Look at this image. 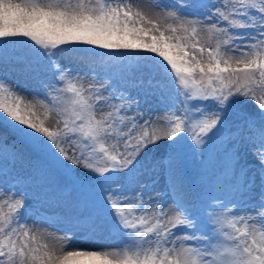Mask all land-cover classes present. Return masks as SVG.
Returning <instances> with one entry per match:
<instances>
[{"label": "snow or ice", "instance_id": "1", "mask_svg": "<svg viewBox=\"0 0 264 264\" xmlns=\"http://www.w3.org/2000/svg\"><path fill=\"white\" fill-rule=\"evenodd\" d=\"M0 176V264H264V0H0Z\"/></svg>", "mask_w": 264, "mask_h": 264}, {"label": "rangeland", "instance_id": "2", "mask_svg": "<svg viewBox=\"0 0 264 264\" xmlns=\"http://www.w3.org/2000/svg\"><path fill=\"white\" fill-rule=\"evenodd\" d=\"M11 79H12L13 82H16V79H17L16 75L13 74ZM21 84L23 85V81L22 80H21ZM21 91L29 98V101H31L32 90L31 89H25V88L22 87ZM152 107L155 108V109H158V108L162 107V105H158V104L153 103ZM35 111H36L37 115L41 119H43L45 116H47V120L45 121V123H46V126H48L50 129L55 130L56 128L62 126V125L58 124V119L59 118H58V116L56 115L55 112H48V111H46L45 107H41L40 105H35ZM66 147H68V146L66 145ZM69 151L71 152L70 148H69ZM199 161H202L201 157H199V156H195L194 157L190 152H184L182 154V156H181V169L183 170V173H184V179H186L188 172H191L193 169L196 172L198 170L197 173L202 178V181H201L202 187L203 188L210 187L209 184H208V177L210 175H212L213 172L216 173L217 170H216V168L209 169V172H205V173H207L206 177L203 178L202 176L204 175V173H203V170L199 168V164H200ZM16 171L19 172L21 175H26L27 172H28V168H27V166H25L22 169L20 167V165L18 164L17 168H16ZM158 179H159V183L162 184L163 181H164L163 173L160 174ZM159 183L156 185V189H157V191H163L165 188H160L159 187ZM12 184H13V179H12L11 176H8V177L0 176V186L8 187V188L11 189L12 188ZM18 188L20 190L26 191L28 193V195L32 199L40 200L42 205H43V207L45 208V210L47 212H49V213H51V212H56V213L64 212V213H67V214L71 215L75 211H83L82 207L80 209H75L74 207H71V206H69V207H55V206H53V207L49 208L47 206V203L45 202V190L37 187L35 184H32L30 181L27 182V183L21 182L18 185ZM12 190L15 191L17 189H12ZM213 203H215V202H213ZM40 207H41V205H37V208H40ZM34 219L38 223L41 222V221H48L49 224H50L53 221H56V220L60 219V217L57 216V215H45L43 213H40L38 215H35ZM29 223H31V221H29ZM40 227L48 228V225L47 224H40ZM57 227H60L61 230H63L62 224L58 225ZM48 231L51 232V231H53V229L49 228ZM46 242L49 243L50 245H52V244L56 243V240L53 237L46 235ZM74 243H75V241H74ZM111 243L115 244V243H118V241H111ZM80 246L81 247H87L88 245H87L86 242L81 241L80 242Z\"/></svg>", "mask_w": 264, "mask_h": 264}, {"label": "bare ground", "instance_id": "3", "mask_svg": "<svg viewBox=\"0 0 264 264\" xmlns=\"http://www.w3.org/2000/svg\"><path fill=\"white\" fill-rule=\"evenodd\" d=\"M199 168L203 170V173H204V176L206 177L207 173L205 172H209V169H214V168H219L220 167V164H216V163H212V164H208L207 162H202V161H199ZM183 171V170H182ZM220 172V171H219ZM184 174V173H183ZM159 187L160 188H165V181H163V183H159ZM184 187H185V190L189 196L190 199L191 198V194H190V191H189V187H188V184H187V181L184 179ZM168 197L171 198V199H175L176 198V193L175 192H171L169 191L168 192Z\"/></svg>", "mask_w": 264, "mask_h": 264}]
</instances>
